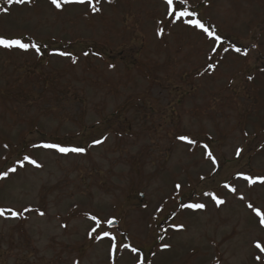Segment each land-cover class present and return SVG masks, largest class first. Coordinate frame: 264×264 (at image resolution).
<instances>
[{
    "label": "rangeland",
    "instance_id": "1",
    "mask_svg": "<svg viewBox=\"0 0 264 264\" xmlns=\"http://www.w3.org/2000/svg\"><path fill=\"white\" fill-rule=\"evenodd\" d=\"M97 6L92 13L87 5L56 9L32 0L0 13V35L46 46L42 57L0 47V171L23 155L43 165L0 180V207L45 213L0 217V264H112L109 239L89 237L85 213L114 218L117 228L105 223V230L151 264H257L254 256L264 254L252 242L264 243V228L246 204L264 211V184L250 188L235 174L264 175V0H188L224 39L211 60L199 30L167 23L164 0ZM231 44L248 56L224 53ZM51 50L71 52L77 63ZM44 143L87 151L65 156L32 146ZM199 144L210 146L217 166ZM207 191L226 203L216 206ZM192 202L206 208L179 207ZM163 243L171 247L162 250ZM117 264H133L131 255L121 249Z\"/></svg>",
    "mask_w": 264,
    "mask_h": 264
},
{
    "label": "snow or ice",
    "instance_id": "2",
    "mask_svg": "<svg viewBox=\"0 0 264 264\" xmlns=\"http://www.w3.org/2000/svg\"><path fill=\"white\" fill-rule=\"evenodd\" d=\"M101 0H50V4L53 5L56 9H62L63 5L66 4H79V5H87L90 8L92 13H98L101 11V7H98ZM108 3H111L112 0H107ZM32 3V0H2L0 2V13H7L9 11V7L13 4H29ZM165 4V16L168 17L167 23L176 25V24H186L191 26L194 30H199L201 34L205 36L207 40L211 42L210 52L208 55V59L211 60L214 55H217L221 50V46L224 44V39L221 35L217 33L215 26L211 24H206L200 17L199 14L191 10L188 5V0H164ZM7 5V6H6ZM160 23H165L164 20H161ZM164 29L159 28L157 31V35H163ZM26 37H6L4 35H0V47L4 49H18L24 53L29 52L30 50L34 51V54L38 57H42L44 52L42 51V47H46L37 43L35 40H29L25 42ZM255 47V45H253ZM222 51L224 53H228L230 51L240 54L241 56L247 57L249 54V50L247 48H241L236 46L235 44H231L230 47H223ZM50 56H60V57H70L72 63H77V57L73 56L71 52L68 51H59V50H51L48 53ZM84 56H88V52L83 53ZM114 67V65L112 66ZM208 69L214 70L217 65L214 63L208 64ZM249 80L252 79L251 76L248 77ZM247 135V133H245ZM180 141L185 142L187 145L195 147L198 145V140L196 138L189 137L187 135H180L177 137ZM104 139H107L106 137ZM95 145H99L104 143V140L97 139L93 142ZM34 148H43V149H52L55 152L68 155L70 153L75 154H85L87 149L79 146H66L60 143H44V144H33ZM5 148L8 145H4ZM199 147L203 149L204 157L211 162L213 166L218 165L217 158L213 155L212 150L208 144H199ZM243 149L237 147L235 150V155L237 157L241 156ZM7 158L5 157V160ZM27 165H32L35 168L43 167L35 158L30 155H23L12 164V166L7 167L5 170L0 171V180L5 179L9 176L10 173H16L18 168H25ZM236 179H242L247 181L248 186L251 188L253 185L259 183L264 184V175H247L242 172L235 174ZM201 179H204L202 176ZM222 187L232 194L236 195L239 200L244 201L245 196L241 193L237 192V187L234 184L225 182ZM182 185L177 183L175 185V190L177 193L180 192ZM203 196L210 197V199L216 204V206H220L226 203V201L217 195L215 192L207 191L202 193ZM181 209H191V210H203L206 208V203L203 202H192V203H181L179 205ZM246 207L250 209L255 216L259 218V225L261 228H264V211L259 207H255L251 202L246 204ZM158 211H162V209H157ZM36 212L39 216H44L45 213L43 211H39L38 209L31 208L29 206H23L22 208H13V207H0V217L5 219L15 218L20 219L24 217L25 213H33ZM87 218L93 222L90 226V231L88 235L90 238H94L97 241L103 240L104 238H108L110 241V258L112 259V264H117V255L121 249L125 250L132 257L133 264H151V262L147 261L146 256L143 254L139 247L133 246L131 243H124L122 241L117 240V236L112 232L105 230L104 224L106 223L108 228L110 229L115 223L114 218L109 219H101L97 215H93L91 213H85ZM175 213L172 214L174 218ZM66 227V225H65ZM170 228L175 229L177 231L182 230L184 226L182 224H171ZM164 232H167L168 229H163ZM93 234H95L93 236ZM120 235H124L121 233ZM159 240L163 241L165 237L163 235L158 237ZM252 246L254 249L258 250L260 254H264V243H262L259 239H256L252 242ZM162 250L169 249L171 247L168 243H163L159 246ZM153 256L156 255L155 252L152 253ZM255 261L257 264H264V259H262V255H255Z\"/></svg>",
    "mask_w": 264,
    "mask_h": 264
},
{
    "label": "water",
    "instance_id": "3",
    "mask_svg": "<svg viewBox=\"0 0 264 264\" xmlns=\"http://www.w3.org/2000/svg\"><path fill=\"white\" fill-rule=\"evenodd\" d=\"M118 224L115 223L111 228H117ZM162 226V225H161Z\"/></svg>",
    "mask_w": 264,
    "mask_h": 264
}]
</instances>
